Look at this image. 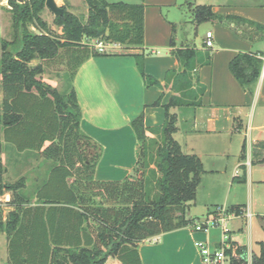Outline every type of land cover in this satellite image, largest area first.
<instances>
[{"label": "trees", "instance_id": "trees-1", "mask_svg": "<svg viewBox=\"0 0 264 264\" xmlns=\"http://www.w3.org/2000/svg\"><path fill=\"white\" fill-rule=\"evenodd\" d=\"M45 1L8 0L13 34L11 40L0 37V196L9 194L4 205L11 208L4 211L0 201L5 264H104L108 257L118 264H141V242L194 223L185 212L195 199L203 167L175 139L173 109L201 104L204 87L193 72L210 63L209 53L189 45L172 50L179 67L166 72L163 84L144 74L143 56L134 54L145 86L169 87L172 95L166 104L160 99L153 104L164 109L161 125L145 127L142 112L130 122L140 146L131 174L97 180L93 173L101 147L79 127L72 80L78 67L98 54L95 42L143 46L144 5L83 0L87 14L78 16L64 4L63 14L53 19L54 31L41 18ZM193 15L196 23L232 20L249 40L264 35V26L219 16L210 6L197 5ZM56 65L66 80L62 91L41 80L45 69ZM262 66L254 52H239L229 62L230 72L251 95ZM29 155L54 163L33 195L25 190L27 177L4 180L3 161L19 165ZM226 211L239 214L236 207ZM259 244L256 261L264 264V243Z\"/></svg>", "mask_w": 264, "mask_h": 264}, {"label": "crops", "instance_id": "crops-1", "mask_svg": "<svg viewBox=\"0 0 264 264\" xmlns=\"http://www.w3.org/2000/svg\"><path fill=\"white\" fill-rule=\"evenodd\" d=\"M117 1L144 5L143 46L125 48L117 43L104 44L105 51L86 59L72 80L81 113L79 127L101 147L94 179L121 180L131 174L140 152L139 142L130 125L133 118L142 112L145 127L159 126L164 121V109L153 104L158 99L161 105L168 103L172 90L169 87L145 86L134 54L143 56L144 74L163 84L166 72L179 67L172 50L189 45L208 51L210 63L195 68L193 72L204 87L201 104L173 109L177 117L176 133L183 137L175 139L183 152L195 154L203 167L200 184L190 206L197 202L206 206L222 201L223 204H215L216 208L222 205L226 210L236 207L239 214L227 212L231 224L228 254L232 264L233 260L239 264H257L259 243L264 241L258 240L256 245L253 244L250 226L254 189L264 185V35L259 33L261 36L256 35L249 40L239 34L232 20L196 23L193 13L197 5H205L219 16L264 26V0ZM55 2L60 7L66 4L73 14H76V6L81 5L87 14L83 0H77V3L72 0ZM7 9H10L9 5ZM45 9L48 8L45 6ZM184 10L191 13L192 19H184ZM207 32H211L213 42L209 49L204 46ZM239 52H254L263 60L253 95L240 86L229 70V62ZM43 176L45 171L40 175ZM40 183L37 175H34L31 185L26 181L27 194L33 195ZM245 190L247 196L242 198ZM9 198L8 193L0 196L4 211L11 209L4 205ZM215 210L213 215L217 216ZM256 215L261 217L258 212ZM185 218L194 219L186 216V212ZM259 221L264 225L262 218ZM192 225L160 233L141 242L138 245L141 264H200L195 242L202 241L210 247H217L222 231L218 226L207 231H195ZM0 235H3L5 247L0 264H5L7 240L4 233ZM104 264L118 263L113 257H108Z\"/></svg>", "mask_w": 264, "mask_h": 264}, {"label": "rangeland", "instance_id": "rangeland-1", "mask_svg": "<svg viewBox=\"0 0 264 264\" xmlns=\"http://www.w3.org/2000/svg\"><path fill=\"white\" fill-rule=\"evenodd\" d=\"M74 3H77V0H72ZM117 0H111V2H116ZM3 3V7H0V23H1V29H0V37L3 38H12L13 34V28H12V14L10 10H8V3L7 0H0V4ZM66 3V1H65ZM45 10V11H44ZM75 13L78 16L85 15V11L83 6L78 5L76 6ZM184 19H192L191 13L188 10L183 11ZM54 15L48 10L43 9L41 12V18H43L45 21H47L48 25L54 29V31H58L57 26H55L52 23ZM7 19V22H6ZM31 31L37 32L31 28ZM179 33V29L178 32ZM200 34V33H198ZM37 60H34L32 64L36 63ZM58 69H60L57 65L53 67L46 68L44 73L41 75V80L49 82L53 87H55L57 90L62 91V89L66 86V80L63 78L61 72H57ZM62 69V68H61ZM174 137L176 139H182L179 133H175ZM31 156V155H29ZM5 156L3 155V158ZM40 159H34L33 156L28 157L27 159H22L21 164H7L6 161H3V164L7 167V170L4 174V180L7 182H14L18 177L24 176L26 178L27 184H32V179L34 175H37L40 177L42 171L46 172L47 169L51 168V166L54 165L52 161H43ZM36 171L35 173L31 171ZM247 196V191L245 190L242 194V198ZM1 199H6L2 197ZM1 200V201H3ZM246 201V199H244ZM253 207H252V223L250 226V229L252 230L251 239L254 245H256V241L263 240L264 241V225H262L259 221V218H262L264 222V185L256 187L253 192ZM215 204H223L222 201H218V203ZM215 204L210 205L209 203L205 206L202 205V203L197 202V204H192L186 209V216H190L194 218V222H201L204 219H213V211L215 210L216 206ZM224 207V205H222ZM259 213L261 217H258L256 213ZM226 219H230L229 217H226ZM239 221V220H236ZM217 227V226H216ZM212 228V227H210ZM209 228V229H210ZM231 228V224L229 220L227 221V229L229 230ZM246 229V227H245ZM246 232V231H245ZM242 238L246 240V236L243 235ZM4 242H3V235H0V261L3 259L4 255Z\"/></svg>", "mask_w": 264, "mask_h": 264}, {"label": "built area", "instance_id": "built-area-1", "mask_svg": "<svg viewBox=\"0 0 264 264\" xmlns=\"http://www.w3.org/2000/svg\"><path fill=\"white\" fill-rule=\"evenodd\" d=\"M204 46L208 49L212 48L213 42L211 32L206 33ZM94 50L99 53L104 52V44L95 42ZM215 213L217 216H214L212 220L204 219L201 222H194L192 225L195 231H207L210 227L216 226L220 227L222 231L220 242L217 247H210V245L202 241L195 242V246L200 255V264H232L230 255L227 253V250L231 249V245L229 244L230 238L226 226V217H229L230 214L227 213L226 209L223 207H217Z\"/></svg>", "mask_w": 264, "mask_h": 264}, {"label": "water", "instance_id": "water-1", "mask_svg": "<svg viewBox=\"0 0 264 264\" xmlns=\"http://www.w3.org/2000/svg\"><path fill=\"white\" fill-rule=\"evenodd\" d=\"M18 3H22L23 0H16ZM45 6L55 15V17L61 16L63 14V10L60 6H58L55 0H46Z\"/></svg>", "mask_w": 264, "mask_h": 264}]
</instances>
